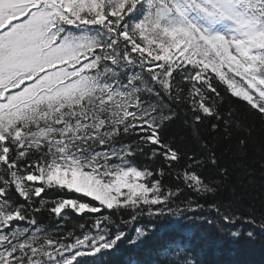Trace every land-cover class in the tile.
Listing matches in <instances>:
<instances>
[{
	"label": "snow or ice",
	"instance_id": "1",
	"mask_svg": "<svg viewBox=\"0 0 264 264\" xmlns=\"http://www.w3.org/2000/svg\"><path fill=\"white\" fill-rule=\"evenodd\" d=\"M225 240L264 245V0H0V264Z\"/></svg>",
	"mask_w": 264,
	"mask_h": 264
},
{
	"label": "trees",
	"instance_id": "2",
	"mask_svg": "<svg viewBox=\"0 0 264 264\" xmlns=\"http://www.w3.org/2000/svg\"><path fill=\"white\" fill-rule=\"evenodd\" d=\"M73 218L71 223H75ZM202 249L208 264H264V245L260 243L249 244L245 241H227L216 244L212 241L202 242ZM152 243L141 250L131 252L125 249L122 254L115 257L113 264H134L136 260L149 259V249Z\"/></svg>",
	"mask_w": 264,
	"mask_h": 264
}]
</instances>
